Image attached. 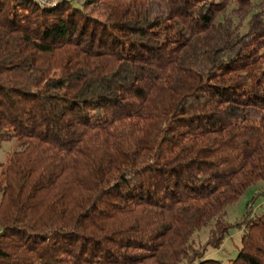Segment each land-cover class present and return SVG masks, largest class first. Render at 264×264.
Instances as JSON below:
<instances>
[{"label": "trees", "instance_id": "trees-1", "mask_svg": "<svg viewBox=\"0 0 264 264\" xmlns=\"http://www.w3.org/2000/svg\"><path fill=\"white\" fill-rule=\"evenodd\" d=\"M252 3L0 0V264H224L234 226L264 264V211L223 219L264 180Z\"/></svg>", "mask_w": 264, "mask_h": 264}, {"label": "rangeland", "instance_id": "rangeland-1", "mask_svg": "<svg viewBox=\"0 0 264 264\" xmlns=\"http://www.w3.org/2000/svg\"><path fill=\"white\" fill-rule=\"evenodd\" d=\"M55 1V0H51ZM81 0H69V3L75 7L78 6ZM260 3V4H259ZM260 10L264 14V0H253L250 12L243 17L241 13L234 12L231 16L233 23L241 21L242 23L247 19L251 12ZM236 14V15H235ZM13 139L3 141L0 144V163L4 161L6 153L12 148ZM250 210L251 213L264 211V180H257L249 184L242 193L231 204L225 207L224 221L227 223L238 222L246 212ZM212 222L208 225L201 227L190 238V245L193 248L200 247L208 233V229L211 227ZM240 228L234 226L229 229L227 235L222 240L220 246L216 249L205 247V256L209 259L220 260L224 264H227L232 259L239 247ZM180 264H186L184 261Z\"/></svg>", "mask_w": 264, "mask_h": 264}, {"label": "built area", "instance_id": "built-area-1", "mask_svg": "<svg viewBox=\"0 0 264 264\" xmlns=\"http://www.w3.org/2000/svg\"><path fill=\"white\" fill-rule=\"evenodd\" d=\"M39 5H48V4H51L52 2L54 1H51V0H35Z\"/></svg>", "mask_w": 264, "mask_h": 264}]
</instances>
